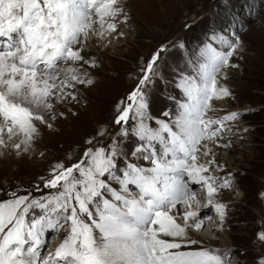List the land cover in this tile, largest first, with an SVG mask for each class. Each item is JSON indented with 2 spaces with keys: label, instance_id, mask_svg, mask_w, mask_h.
<instances>
[{
  "label": "snow or ice",
  "instance_id": "1",
  "mask_svg": "<svg viewBox=\"0 0 264 264\" xmlns=\"http://www.w3.org/2000/svg\"><path fill=\"white\" fill-rule=\"evenodd\" d=\"M116 4L0 0V137L5 131L9 141L20 137L16 150L33 147L36 122L52 127L45 113L53 112L54 103L76 100L77 85H94L84 66L96 64L83 55L84 47L96 25L100 35L116 31V24L106 22L123 13ZM211 39L220 48L205 43L191 73L179 77L176 87L184 99L174 114L162 113L168 120L149 111L148 86L161 76L162 46L142 65L135 88L116 104L114 124L120 129L108 145L86 140L89 146L76 162L52 165L42 187L33 190L39 195L12 192L0 200V264H228L227 252L193 247L199 241L190 235L209 219L196 208L192 186L203 190L205 208L215 209L221 226L226 205L215 197L231 187V180L211 174L215 161L202 163L200 156L209 157L206 142L218 141L225 121L238 118L235 112L219 119L208 113L214 99L230 95L217 76L235 67L230 60L241 40L216 34ZM129 137L138 141L131 152L124 147ZM6 146L0 138V147ZM61 231L62 241L43 256L46 234ZM257 239L264 242V231ZM257 264H264V257Z\"/></svg>",
  "mask_w": 264,
  "mask_h": 264
},
{
  "label": "rangeland",
  "instance_id": "2",
  "mask_svg": "<svg viewBox=\"0 0 264 264\" xmlns=\"http://www.w3.org/2000/svg\"><path fill=\"white\" fill-rule=\"evenodd\" d=\"M118 8L123 13L112 19L116 31L107 32L104 43L97 40L96 26L84 47L83 55L96 64L84 66L94 85H77L76 100L54 103L53 112L45 113L52 127L36 122L38 135L29 151L15 149L20 137L9 141L2 135L7 153L0 157V200L12 192L39 195L33 190L42 187L41 178L48 177L52 165L76 162L89 146L86 140L108 145L120 129L114 124L116 104L135 88L142 65L159 48L166 51L158 61L161 76L148 86L149 111L155 119L168 120L162 113L174 114L177 102L184 99L176 82L191 73L199 50L205 43H215L213 34L238 35L241 45L230 60L235 67L222 69L217 76L230 95L223 105L214 99L208 113L219 119L235 112L238 118L225 124L218 141H208L212 155L200 156L202 163L215 161L211 174L219 181L231 180V187L215 197L226 205L225 218L221 226L214 208L205 209V199L202 205L198 201L196 208L209 219L201 231L190 233L199 241L193 247L227 252L228 264H257L264 257V242L257 239L264 231V0H122ZM101 130H106L104 136L97 135ZM137 143L129 137L124 147L131 152ZM194 189L205 195L199 186ZM58 234L61 242L65 233ZM49 237L50 232L45 237L47 250Z\"/></svg>",
  "mask_w": 264,
  "mask_h": 264
},
{
  "label": "bare ground",
  "instance_id": "3",
  "mask_svg": "<svg viewBox=\"0 0 264 264\" xmlns=\"http://www.w3.org/2000/svg\"><path fill=\"white\" fill-rule=\"evenodd\" d=\"M120 0H117V4H116V7H118L119 6V4H120ZM144 4V3H143ZM117 17V16H116ZM115 18V17H114ZM114 18H112V17H110V18H106V22H110V23H112L113 21H112V19H114ZM96 26H98L99 27V25H96ZM100 32H101V29H100V27H99V31L97 32V34H96V36H97V40H99L100 42H104L105 43V41L103 40L104 39V37H105V34L107 33V31H104V34L103 35H100ZM93 33H95V32H93ZM89 41V40H88ZM225 98H221V99H215L216 101L215 102H219V103H217V104H220V105H223V103H224V100ZM214 119V118H213ZM7 132L5 131L3 134H5V135H7L6 134ZM6 137V136H5ZM7 137H8V135H7ZM0 138H3L4 140H5V138L2 136V137H0ZM210 142V141H209ZM206 143H208V142H206ZM208 145V144H207ZM210 145V144H209ZM209 145H208V148H209ZM213 148H216V146H214ZM209 149H211V148H209ZM212 150H214V149H212ZM212 150H211V155H212ZM216 150V149H215ZM6 153H7V150H6V147H0V157H2V156H5L6 155ZM6 158V157H5ZM194 186H196V185H193V188H194ZM203 193V192H202ZM201 194V193H200ZM202 195V194H201ZM200 196V195H199ZM198 195H197V197H199ZM206 203V202H205ZM206 209V208H205ZM190 235H191V237L192 238H194L195 237V235H192L191 233H190ZM50 238V237H49ZM51 240H52V238H50ZM51 240H50V242H51ZM56 241H55V243L54 244H52L53 246H55L56 244H57V242H58V239H55ZM58 245V244H57ZM57 245L51 250V251H53L56 247H57ZM46 248V246H44V248L42 249V252H44V249ZM50 251V252H51Z\"/></svg>",
  "mask_w": 264,
  "mask_h": 264
}]
</instances>
